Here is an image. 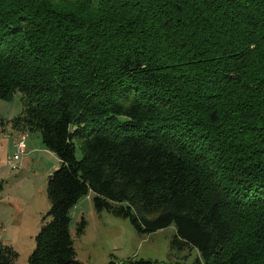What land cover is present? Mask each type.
Returning a JSON list of instances; mask_svg holds the SVG:
<instances>
[{"label":"trees","instance_id":"obj_1","mask_svg":"<svg viewBox=\"0 0 264 264\" xmlns=\"http://www.w3.org/2000/svg\"><path fill=\"white\" fill-rule=\"evenodd\" d=\"M16 90L0 133L59 158L28 264H83L69 221L89 191L206 264H264V0H0V98ZM16 254L0 241V264Z\"/></svg>","mask_w":264,"mask_h":264},{"label":"rangeland","instance_id":"obj_2","mask_svg":"<svg viewBox=\"0 0 264 264\" xmlns=\"http://www.w3.org/2000/svg\"><path fill=\"white\" fill-rule=\"evenodd\" d=\"M21 92L0 98V114L11 119L23 108ZM23 149L22 153L18 149ZM17 153L18 158H13ZM75 154L81 156L76 145ZM59 158L45 148L38 131L22 133L10 123L0 133V241L16 251L15 264H28V255L35 245V234L41 219L50 207L46 182L48 174L58 167ZM84 217L83 230L77 222ZM69 230L76 257L83 264H104L110 260L151 259L173 264H206L199 249L175 241V227L169 224L145 232L131 224L128 217L114 215L93 207L92 191L82 195L70 209Z\"/></svg>","mask_w":264,"mask_h":264},{"label":"built area","instance_id":"obj_3","mask_svg":"<svg viewBox=\"0 0 264 264\" xmlns=\"http://www.w3.org/2000/svg\"><path fill=\"white\" fill-rule=\"evenodd\" d=\"M22 133H26V132H22ZM18 152H19V153H22V152H23V149H22V148H21V149H18ZM13 158L17 159V158H18V154L15 153V154L13 155Z\"/></svg>","mask_w":264,"mask_h":264}]
</instances>
